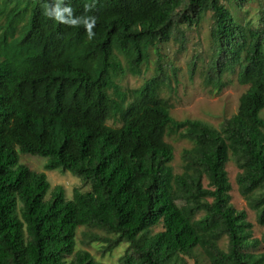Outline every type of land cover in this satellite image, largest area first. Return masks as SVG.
<instances>
[{"label": "trees", "instance_id": "1", "mask_svg": "<svg viewBox=\"0 0 264 264\" xmlns=\"http://www.w3.org/2000/svg\"><path fill=\"white\" fill-rule=\"evenodd\" d=\"M205 25L207 81L220 88L236 72L248 86L220 129L176 120L160 94L164 43L180 52L187 31ZM151 51L156 76L123 90L117 79L141 73ZM263 112L264 0H0V264H104L87 250L68 260L80 226L114 236L92 237L104 251L128 242L122 264H183L199 248L211 264H264V232L253 238L247 212L232 204L226 168L232 155L240 193L264 225ZM114 118L121 124L107 123ZM180 129L193 146L174 173L166 135ZM21 153L91 188L68 198L56 185L46 198V172Z\"/></svg>", "mask_w": 264, "mask_h": 264}, {"label": "rangeland", "instance_id": "2", "mask_svg": "<svg viewBox=\"0 0 264 264\" xmlns=\"http://www.w3.org/2000/svg\"><path fill=\"white\" fill-rule=\"evenodd\" d=\"M254 8L255 6L250 7L253 14L256 11ZM205 23L210 25V14L207 16ZM186 34L185 48L180 52H176L179 44L175 43L172 38L164 43L165 45L162 44L164 45V53L161 63L164 65L165 73L159 74L161 77V80H159L161 82L160 94L172 105L171 115L176 120H199L220 129L225 121L237 112L240 96L247 90L248 86L238 82L236 72L227 71L222 75L223 85L220 88L208 82L206 79V67L212 53L209 27L205 25L201 29L187 31ZM194 63L196 68L192 72L191 69ZM156 64L157 54L151 51L150 61L142 65L141 73L133 74L127 72L123 78L117 79V83L122 86L123 90L127 87L131 90L136 89L148 79L156 76L158 67V64ZM122 66L126 68V60H122ZM107 123L109 125H120L121 120L114 118L108 120ZM182 131L183 129H180L177 134L166 135V140L174 146L175 155L174 160L171 162L174 173L183 171L184 150L193 146L192 141L180 136L179 132ZM20 162L32 170L46 172L50 183L46 198L50 197L56 185H62L65 188L68 198H72L75 189L87 191L91 188L89 181L83 180L71 171L47 170L45 168L48 162L46 157L21 153ZM226 168L232 184L230 192L232 196L231 202L236 209L247 212L248 221L253 225L252 237L260 240L264 232V225H261L258 221L257 212L251 207L249 200L240 193L236 182V176L240 169L232 155ZM204 183L207 184V179H204ZM162 229V224H159L151 228V233ZM95 235L114 237L97 227L80 226L76 234L75 252L67 257L68 260L73 259L77 252L87 250L96 260L104 264H122V259L127 250H129L130 244L121 242L112 251H104L107 242L92 241V237ZM220 245L226 247V237L223 238ZM182 261L183 264H211L200 248L195 250V254L191 253L184 256Z\"/></svg>", "mask_w": 264, "mask_h": 264}, {"label": "clouds", "instance_id": "3", "mask_svg": "<svg viewBox=\"0 0 264 264\" xmlns=\"http://www.w3.org/2000/svg\"><path fill=\"white\" fill-rule=\"evenodd\" d=\"M237 111H238V110H237ZM236 113H237V112H236ZM232 116H233V115H232ZM232 116H231V117H232ZM231 117H230V118H231Z\"/></svg>", "mask_w": 264, "mask_h": 264}]
</instances>
